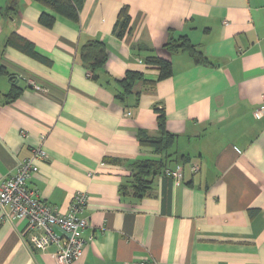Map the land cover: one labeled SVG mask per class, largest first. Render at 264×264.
<instances>
[{
  "label": "crops",
  "instance_id": "1",
  "mask_svg": "<svg viewBox=\"0 0 264 264\" xmlns=\"http://www.w3.org/2000/svg\"><path fill=\"white\" fill-rule=\"evenodd\" d=\"M79 7L73 21L39 0H0V181L41 146L47 159L29 188L62 213L76 193L87 194L86 246L74 264H264V115L255 116L264 95V0ZM123 9L130 25L119 37ZM43 14L53 27L40 23ZM183 36L202 62L165 48ZM93 41L107 57L94 74L82 59ZM148 57L171 61L172 76L159 80ZM128 72L143 79L122 95ZM161 110L175 137L168 169L182 165L183 178L162 173L142 197L123 195L135 164L160 158L139 133L160 136ZM30 235L25 220L0 219V264H57L56 246L30 249Z\"/></svg>",
  "mask_w": 264,
  "mask_h": 264
},
{
  "label": "built area",
  "instance_id": "2",
  "mask_svg": "<svg viewBox=\"0 0 264 264\" xmlns=\"http://www.w3.org/2000/svg\"><path fill=\"white\" fill-rule=\"evenodd\" d=\"M263 115L264 95L262 105L255 111L257 118ZM46 159V151L38 146L33 149L30 158L17 164L16 171L11 176L0 181V219L8 222L25 220L31 232L27 247L45 251L51 245H55L56 263L74 264L83 255L86 246L83 234L89 225V219L85 216L89 198L84 192L76 193L69 212L62 213L31 190L28 183L39 171V162ZM198 170V166L192 167L193 173H197ZM183 174L182 165L165 170V175L175 180H181ZM135 264L149 263L142 260Z\"/></svg>",
  "mask_w": 264,
  "mask_h": 264
},
{
  "label": "trees",
  "instance_id": "3",
  "mask_svg": "<svg viewBox=\"0 0 264 264\" xmlns=\"http://www.w3.org/2000/svg\"><path fill=\"white\" fill-rule=\"evenodd\" d=\"M43 5L50 7L56 13L67 17L73 21L79 20V5L80 0H39ZM40 23L48 28L53 27L55 18L49 15L43 14L40 17ZM130 25V17L126 9L121 11L119 20L116 24L115 30L119 37H123L128 31ZM11 44L18 46L23 51L29 52L30 49L27 45L23 44L19 40L12 38L9 41ZM165 48L171 52H188L195 57L198 62H202L203 59L199 57L198 51L191 43L188 37H181L178 40H169L165 44ZM31 53V51H30ZM82 59L86 65H89L92 74L101 66L105 65L107 57L105 54V46L102 42L93 41L82 50ZM148 65L155 67L159 71V80H165L170 78L173 74L171 61L165 60L160 57H148L146 59ZM143 79L142 74L137 72H128L126 77L121 81L123 88L122 95L130 93L136 83ZM154 84H150L153 86ZM18 91L13 90L8 98L15 99L18 96ZM158 127L161 131L160 136L153 137L142 132L139 133V140L144 146H150L160 156L159 159H147L141 160L135 164V171L133 173L132 183L128 186L121 188L123 195L132 194L134 196L142 197L151 188L152 180L156 176L165 173L170 165L172 155L169 151L172 149L175 143V137L167 131L166 128V116L164 111H158ZM177 154V153H176ZM181 161H186V157H178ZM177 160V159H175Z\"/></svg>",
  "mask_w": 264,
  "mask_h": 264
}]
</instances>
